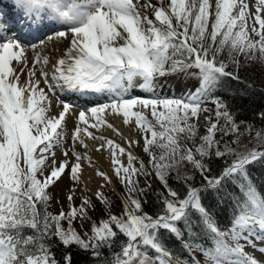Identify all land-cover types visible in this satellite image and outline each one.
<instances>
[{"label": "snow or ice", "instance_id": "obj_1", "mask_svg": "<svg viewBox=\"0 0 264 264\" xmlns=\"http://www.w3.org/2000/svg\"><path fill=\"white\" fill-rule=\"evenodd\" d=\"M13 6L14 23L0 11V264H60L54 244L66 250L74 244L96 264H264V181L254 176L264 168V129L249 148L241 137L254 126L216 94L224 79L240 80L229 62L237 69L264 66V0H13ZM18 29L45 36L26 43ZM177 74L195 77V90L160 98L161 78ZM136 88L149 95L130 96ZM60 93L111 100L80 110L69 136L67 117L76 105ZM106 117L122 118L129 134ZM102 128L124 145L96 134ZM87 140L101 141L95 150L108 152L126 190L121 215L111 212L102 189L113 180L96 168ZM213 157L224 165L209 175ZM85 162L104 181L93 195L108 218L81 236L73 222L89 221L96 210L85 194L91 191ZM64 176L72 182L70 208L52 213L49 190ZM152 176L164 191H155L159 207L150 213L143 204ZM63 264H72L70 251Z\"/></svg>", "mask_w": 264, "mask_h": 264}, {"label": "trees", "instance_id": "obj_2", "mask_svg": "<svg viewBox=\"0 0 264 264\" xmlns=\"http://www.w3.org/2000/svg\"><path fill=\"white\" fill-rule=\"evenodd\" d=\"M226 57L227 53L225 51V53L221 54L220 58L226 60ZM227 70L237 73L240 77V80L237 81L228 78L224 79L216 94L221 96L226 101L229 108L237 114L238 120L246 121L248 124L254 126L251 136L245 133V135L241 137V141L244 144H247L249 148L255 147L257 144L255 132L257 130L264 129V119H261L259 116V113L264 112V66H261L258 63H249L242 65L239 69H237L229 62V68ZM180 78L182 80H192V84L195 87L197 86V80L195 77L180 74ZM207 106L210 108L214 107L211 103H209ZM199 132L200 134H204L205 129L203 128ZM196 143H199L198 139ZM188 146L192 147L193 145L189 144ZM260 150H264V147H262ZM223 165L224 160L213 157L211 163V168L213 171L212 173H209V175L217 173L219 169L223 167ZM188 170L191 172L190 165H188ZM254 176L257 178L258 183L264 181V168L257 166L254 171ZM157 182L159 183V187L156 188L153 186V190L148 194L147 203L143 204L144 210L146 212H155L159 207V205L156 203L157 198L154 193L157 190L164 191V189L158 180ZM145 183V178L140 177V186L143 187ZM170 183H172L173 187L176 186L174 181H170ZM199 183L200 177L197 174L196 184L199 185ZM102 206L105 207L104 209H107L106 206ZM123 210V202H120V208H115L113 205L111 206V212L116 215H121ZM105 217L108 218L107 210L105 211ZM95 223L98 225L99 221H96ZM53 251L55 252L56 259L60 261V264H63L65 251H70L72 253V264H96L89 252L80 250L76 245H71L70 248L66 250L63 245L57 246L54 244Z\"/></svg>", "mask_w": 264, "mask_h": 264}, {"label": "rangeland", "instance_id": "obj_3", "mask_svg": "<svg viewBox=\"0 0 264 264\" xmlns=\"http://www.w3.org/2000/svg\"><path fill=\"white\" fill-rule=\"evenodd\" d=\"M152 3H154V4L157 3V0H152ZM164 3L167 4V0H164ZM146 14H148L150 16V18H153L152 14H151V10H148ZM34 41L35 40H33V41L30 40V42H26V43H32ZM165 80H167L168 82H165ZM160 81H162L164 83V91H161L160 93H157V95L158 94H165V96L173 95V96H177V97H168V98H177V99H179V98H182V97L186 96L190 90L194 91L193 90L194 86H191L190 84H188L186 82L185 83H180L179 82L180 80L177 78V75H175L174 77L172 75V76H167V77L161 78ZM140 92L141 91L138 90L136 93H140ZM141 94H143L141 96L149 95V94L144 93V92H141ZM130 96L136 97L137 95L130 94ZM200 123L203 124V119L202 118H201V122ZM202 129H203V127L201 126L199 131H201ZM142 144H143V140H141V145ZM133 151L140 159H143L144 162L147 164L148 156H147V154L143 153L141 147H136V148L133 149ZM125 162H126V160H125ZM64 177L60 181L61 183L60 182H59L60 184L58 183V186L50 188V190H49L52 193V201L50 203V206H49L48 210L50 212H52V213H57L58 214L59 211L62 208H63L64 211H68L69 208H70V204L68 203L66 197L68 195L67 191H68L69 187L72 186V182L69 180V178L67 176H64ZM111 177H112V180H113V184L110 185V186L105 187L104 189H102V191H104L106 196L109 198V200L112 201V205L115 208L116 207L120 208V202L122 203V201H123L122 194L125 193L126 190L123 187V185L120 184L119 180L114 176L113 173L111 174ZM150 179H151V182H152L154 187H156V188L159 187V183L157 182V180H155V176H152ZM103 183H104V181L101 184H103ZM85 194L92 198V201H93V203L96 206V210L95 211H91V210L89 211L88 215L91 218L89 221H79V220H77V221L73 222V225H72L73 228L78 233H80L81 236H83L85 232H88L90 234L91 224L93 222H96V221L100 222L103 219H107L105 217V211L107 209H104L105 207H103L102 204L95 199V196L93 195V192H86ZM80 200H81V192L78 189L77 192H76V198H75L74 203L76 205H79L80 204ZM57 201H59V203H57ZM64 227L67 228V224L66 223H64Z\"/></svg>", "mask_w": 264, "mask_h": 264}, {"label": "bare ground", "instance_id": "obj_4", "mask_svg": "<svg viewBox=\"0 0 264 264\" xmlns=\"http://www.w3.org/2000/svg\"><path fill=\"white\" fill-rule=\"evenodd\" d=\"M0 7L3 8L4 13H7L10 18L13 19L14 15L16 16V10L13 6V0H0ZM13 23H14V19H13ZM18 32H19V29H18ZM25 34H27L26 29L23 32H19V35L21 36L22 39H24L23 35H25ZM33 36H40V34L33 35ZM44 36H45V34H44ZM44 36L42 38H39L38 40L44 39ZM26 38H27V36H26ZM28 40H31V39H25L24 41L27 42ZM38 40H35L32 43H36ZM47 43L49 44V47L51 50L52 42L49 41ZM60 47L62 48L63 45H61ZM29 55L31 56V52L29 53ZM54 55L56 57H59L61 55V52L55 51ZM24 79H25V77L21 76V80L23 81ZM165 82H168V81L165 80ZM160 84L162 85V87L157 89V93L164 91V83L162 81H160ZM41 86H43V84ZM137 91L138 90L136 88V89L132 90L130 92V94L136 93ZM94 96L96 98H83V97H78V96H67L64 93L59 94L60 99L68 100L69 102H72L76 105V107L73 109L75 115H69L67 117V122H68L67 123V129H68L69 136L75 127L77 116H78V113L80 110H86L88 107L94 106L96 104L107 103V102H110V100H111V97L108 96L107 94H95ZM97 97H101V98H97ZM105 97H108L109 99H107ZM87 101H91V103H89ZM56 104H57V100L56 101L53 100V105H54L53 110H52L53 114H55L56 112H58L60 110L58 107L55 106ZM106 119H108L110 123H113L115 125V127L119 128L120 131L123 132L125 135L129 134L128 128L122 122V118H120V117H106ZM90 130L93 132H96L95 129H90ZM96 134H98V135L103 134V135L107 136L108 138L114 139L118 143H121L122 145H124V141H122L119 137L115 136V134L109 129L102 128V129H100V132H98ZM86 142L90 144V148L88 150V155L92 158V161L95 164L96 168H99L101 171L107 172L111 176V174L113 172H112V166L110 164V158H109L108 152L104 151V150L97 152L95 150V147L97 145H99L101 143V141L87 140ZM69 143H70V140H69ZM77 147H78V150L84 151V149L80 148L79 145ZM60 151L61 150H59V149L57 150L58 155H59ZM125 160H126V158H125ZM83 180L85 182H87V187L89 189H91V191H88V192H93V193L95 190H97L99 185L103 182V180L100 177L96 176L95 168L89 167L86 162H85L84 170H83ZM67 193H68V191H67Z\"/></svg>", "mask_w": 264, "mask_h": 264}]
</instances>
